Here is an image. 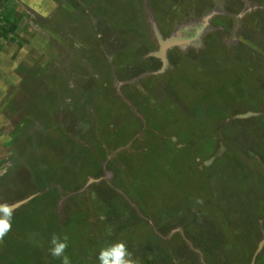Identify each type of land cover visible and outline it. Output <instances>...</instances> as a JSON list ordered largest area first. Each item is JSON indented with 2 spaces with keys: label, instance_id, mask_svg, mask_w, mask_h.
Here are the masks:
<instances>
[{
  "label": "rangeland",
  "instance_id": "374dc122",
  "mask_svg": "<svg viewBox=\"0 0 264 264\" xmlns=\"http://www.w3.org/2000/svg\"><path fill=\"white\" fill-rule=\"evenodd\" d=\"M69 1H71L70 6L72 9L75 8L76 5L81 4L79 8H83L85 13H80L81 10L73 11L70 9ZM107 1L103 2L100 0L97 6L91 2L90 7L87 9L83 5L82 0H66L64 7L69 9H66L67 11L63 9L64 14L57 17H55L56 15H52L51 18H46L40 22V26H44L46 30L49 31L45 34H36L33 32L31 26L36 20H33L32 17L26 18L27 26L24 29V33H18V31L10 34L8 37V35L0 29V204L7 203L8 205H12L30 196H35L29 203L13 211L11 231L8 232L3 241L0 242V252L5 253L3 263L1 262L2 257L0 256V264H11L16 261L13 255L23 253L20 252V244L24 243L23 240H27V242L31 240L32 243L30 246L35 245L34 247L39 249L38 252L35 251L32 254L37 257L41 256V259H39L40 261L46 263L53 261V257L49 254L48 244H45L42 239L40 240L43 220L49 217V214H46V209H48V207H46L43 200L39 198L44 192L40 189L42 184L54 183L53 179H49L50 174L52 176L58 175L59 177L60 185L56 183L54 185L59 187H61V185L73 187L72 183L81 184L80 188L75 189V191H77V193L88 192V196L90 192H92L88 190V186L94 184L93 182L87 185L89 179L100 180L94 185V187L100 188L106 186V183L111 185L110 181H115L118 185V181L121 179V175L118 173L116 179H113L114 175H111L101 179L92 176L86 178L85 176L86 179L84 178L85 180H81L80 176L83 175L81 172H79V174H73L72 172V176H70L68 172H65V167L58 169L53 163L54 159H51L46 152L47 148H45V144L48 139L45 137V134H50L51 130V128L48 131L45 130V125H47L46 121L40 125L36 124V121L33 125L32 122L33 130L30 133H28L29 131L24 132L19 130L20 126H24L26 122L30 123V121H32L33 117L37 114V108L42 109L43 112L48 110V107L41 103V101L47 97V92L49 93L48 95H50L53 94L51 92L55 90V94L52 96V102L54 105H59V107L53 109L54 113L52 116L54 120H61V124L64 127L62 129L63 131H55V133L60 134L54 138L62 139L64 138L63 133H67V135H65L68 137L66 144L68 145V149H71V145L69 144L73 142L88 149L90 148L89 141L92 139V132L94 133V131L89 129L93 121L91 122L87 116H81L80 119H78L68 111L69 101L75 95L77 98H80L77 106V110L79 111L83 109L85 101H92V94L94 92L103 91L104 101H107L108 97L112 95L110 108L116 109L120 107L122 111L120 112L121 116L118 115L117 119L111 120L112 124L117 123L122 116L125 118L124 114H127L129 119L128 122H130L132 116L138 119L139 122L144 120L145 113L142 111V108L143 106L146 107L147 99L152 98L151 96H153L158 103L163 101V94L167 97L170 96L168 97L170 101L174 100V102H177L176 104H170V106L173 107L177 105L180 107V105L184 103L186 97L181 99V101L175 99L178 96L179 98L182 97V92H184L183 89L186 88L178 85L176 78L173 79V64L170 63L166 55L167 64L162 68V62L157 57L159 49L157 44L158 35L156 33H159L162 39L179 38L190 40L188 44L179 47L176 46L172 49L176 48L178 51L175 52L180 56L189 57L191 68L197 67V69H202L200 73L196 71L195 73L197 77L201 78V84L205 82L204 80H210L207 89L210 93H208V95L212 97L218 96V92L215 90L214 86L216 83V76L210 72L213 68L206 64L205 57L208 56V53L211 54L212 51L214 52L210 47L217 46L215 39L219 42L221 41L226 49H236L243 47L242 44H239L238 41H240V39L237 37L244 36L246 39L240 42L246 45L249 44L255 53L251 54L250 57L254 60L257 55L258 57L260 55L261 59L258 62L264 63V0H239V3L229 2V0H214L212 5H207L206 3L203 4V7L201 5L203 9L200 13L202 14L200 18L197 17L194 19L184 17L183 20L178 19L175 22H170L166 27H162L161 24L159 25L154 22L156 20L152 15L151 7H148V3L143 0ZM118 2L119 4H121V2H123V4H129L128 8H132L135 13H146L148 16L147 19L146 17H142L141 19L144 26L143 29H145V33L153 39V43L156 44V49L153 51V48L146 54L147 58L154 59L152 61L154 64L152 63L148 70H145L146 67L142 65L139 66L140 68H137L136 75L133 79L134 82L136 81L135 86L134 82L130 85L129 82L121 80L116 75L117 69L122 65L123 61L119 62L120 65L115 64V67H112L110 70L108 69L107 72L109 75H106L105 69L102 68L98 70L86 69V66L80 62V59H77V57L83 54L82 51L80 52V49L84 47L81 46V43L79 45L78 41H80V37H77L76 32L73 37L72 34L69 33L74 29V24L72 23L74 21H79V24L82 22L84 24H86V22L90 24L97 23L98 17H91L90 15L92 4L98 7L96 9L103 13L106 9H112V11L120 10L121 8L117 5ZM106 3H109V5ZM20 4H23V1H21ZM33 6H36V10L40 12V0H37ZM232 11L237 12V14H232ZM122 12L123 14L125 13L124 11ZM24 13L25 12H18L16 9L14 10L15 15H20V21ZM197 13L198 12H196V15H198ZM86 14H89V18H85ZM178 14H180L179 11L175 10L174 15ZM46 15H49V13ZM101 24L105 27L103 23ZM68 26H72L73 29H68ZM201 27H203L200 32L201 34L195 36L196 31H199ZM51 31H53V34L50 33ZM119 36L114 42L123 40V37ZM205 42L208 43L206 44ZM208 49L211 50V52H209ZM229 51L230 49L228 51L224 49L226 54L230 53ZM131 55L133 57L135 56L140 62L145 61L144 59L140 60L143 57L142 53H134V55L131 53ZM212 57L216 56L214 55ZM150 61L151 60H148V62ZM145 62L148 63L147 61ZM192 73L194 72L192 71ZM251 73L254 76L248 78L246 75V78L241 80L239 92L241 96L246 97L247 101L250 103L255 97L258 98V104L255 103L254 106L248 109V111L256 109L258 113L256 114V112L253 111H240L233 117L235 123H237V121L240 122L235 125V128H237L235 130L238 131V135H240L239 138L242 140L239 147V153L241 154L237 160L232 159L230 150H228V152L222 156L221 160L216 161L213 155V153H217L215 151L216 146L211 141L212 135L208 134V136L203 138L194 139L190 146V150H194L192 157H194V153L195 157L192 161L193 172L189 173L199 176L202 175L200 184L193 185L192 182H189V176H187L181 180L173 179V182L171 180L168 182L163 181V186L160 182V188L152 186L156 194L160 195L159 200L144 198L140 203L138 202L136 204L125 197L127 202L124 201L134 208L133 213L139 218V222L143 220L140 222L142 224L150 223L154 225L152 216L146 217L143 211V207H146L152 202H158V209L155 212L157 214V219L160 217V219L157 220V222H161L158 224L159 226L172 223L181 218L184 220L187 219L189 224L187 229L185 228L186 225H176L165 236L158 233L160 236L159 239L166 241V244L162 242L163 245L157 244L156 238L149 243L141 242L140 239L136 238V241H133L132 244L125 245L128 251L132 253L133 258L138 256L135 252V248L141 247V249L144 250V255L152 257L141 260L146 264H203L202 258L200 259L199 256H202L201 254H203V251H206L212 245L207 240L213 239V243L215 240L218 241L222 246H225L224 249L229 246L230 250L224 251L229 256L228 260H231L233 264H238L240 262L241 264H251L257 247L254 248L251 245L252 243L245 239V237H238L237 231H231L235 228L236 223H228V221L233 220V218L228 216L231 215L236 218L238 210H240L243 205L248 206L249 210L254 211H258V209L264 205V162L261 164L258 161V157L264 154V147L252 145L249 139L245 137L242 125L254 123L256 128H254L253 125L252 127L255 132L264 125V104H260L264 99L259 96L261 93L264 94V75L261 77L256 71ZM55 79L57 80L55 81ZM206 84H208V82H206ZM58 92L59 95L55 96ZM59 96L62 97L61 103H57ZM239 99H241L240 96ZM156 107H158L156 109L157 112L164 109L161 104H156ZM96 108L98 109V107ZM99 109L100 111L107 110L102 107ZM150 109L152 108H147L145 112ZM218 111V116L223 119L226 118V114H224L223 111L219 109ZM181 116L185 117L183 112ZM213 116L216 118V114ZM240 116L241 118H238ZM225 129L222 132L227 133L230 131V127L227 130ZM114 133H116V130H114ZM97 134L99 135V133ZM113 134L110 137H113ZM139 136L142 138L143 130H140V134H138V139L140 140L141 138ZM169 136L171 135H160L162 139H167ZM221 139L222 137L218 136L219 142H221ZM171 140L173 143L177 142L176 137H172ZM107 141L109 142L108 138ZM91 142H96V139H94V142L92 139ZM100 142L102 143V148H105L106 145L103 144L105 141ZM228 142L225 141L224 144L226 145ZM60 145L59 143L57 146ZM132 146L136 149L135 151H133ZM161 147L160 145V148ZM177 148H181V145L177 146ZM227 148L230 149L231 147L229 146ZM86 149H81L79 153L86 152ZM123 150L129 151L130 154L138 152L134 145H126L122 148L117 147L106 157V162H104L105 160L100 161V167L106 169L108 161L115 158L116 155ZM157 151H159V148ZM204 153L206 155L204 158L199 157L200 154L204 155ZM140 159L141 156L135 161L139 162ZM150 159L151 161H155L154 158L150 157ZM86 160V156H81V159L79 158V161L76 162V169L77 167L81 169L80 162ZM157 160H159V162H156L158 163L157 165H171L165 157H160L158 155ZM177 161L180 160L178 159ZM209 161H211V163L206 166L205 163ZM188 165L187 163L186 167ZM248 171L251 172V175L243 176ZM256 171L258 174L255 173ZM192 179L195 180V177H192ZM76 187L77 186H75V188ZM145 187L149 189L147 185ZM197 187L204 188L203 191L200 192V196L195 194V189H197ZM49 188L50 187H48L45 192L49 190ZM68 194L62 196L64 198L60 197L57 201V211L53 210V213L50 212L55 216V219H60V206L63 208V202ZM71 195L72 194H70V197ZM96 195H98V193L95 194V196ZM105 196L109 198V195ZM38 198L41 201L38 200ZM34 199L38 201H34ZM93 200L96 199L94 198ZM108 200L109 204L114 203L116 205L118 212L122 215L121 218L126 217L123 211L129 212L130 209L125 205L119 209L117 203L114 202L112 198ZM198 200L202 201V203H197ZM87 207H90L89 203H87ZM89 213H91L90 210ZM226 217L231 219H226V222H224L223 219ZM34 221L36 224H34ZM112 221L114 222V228H116L117 231L119 230L118 233L123 234V232L126 231L122 224H127L129 221L127 217L122 220V222ZM93 223L96 224L95 220H93ZM217 223L218 229H216ZM254 224L257 225V227H254V231L262 235V231H264V229H262L264 224V213L262 216L255 218ZM108 229L111 230L112 227L109 226ZM127 229H129L128 226ZM191 232L196 237L193 238ZM139 234L140 233L136 231V235L139 236ZM232 235H234V238ZM177 236H179L183 242L182 247L178 246V243H176ZM31 237L36 240L30 239ZM208 237L209 239H207ZM196 240L205 243V245H202L203 251L200 249ZM121 241L122 239L118 242ZM136 243H139V246ZM234 244L236 250L233 253L234 250L231 252V248L232 246L234 247ZM13 247H16L14 251H12ZM263 250L262 248L260 254ZM208 252L206 251V253ZM250 253L252 255L247 262ZM259 255L256 257L254 264H256ZM91 260L94 259L92 258ZM96 260L97 264L100 263L98 258ZM221 263L222 262L218 261L214 264Z\"/></svg>",
  "mask_w": 264,
  "mask_h": 264
},
{
  "label": "trees",
  "instance_id": "16d2710c",
  "mask_svg": "<svg viewBox=\"0 0 264 264\" xmlns=\"http://www.w3.org/2000/svg\"><path fill=\"white\" fill-rule=\"evenodd\" d=\"M84 1V2H83ZM71 2V1H70ZM92 0H82L83 5L88 9L91 5ZM71 4V3H70ZM92 8V6H91ZM207 59V58H206ZM205 81V87L209 86L210 80H204ZM208 82V84H206ZM203 84V83H202ZM219 85V83H218ZM216 88V85H214ZM218 93L221 92V94H225L226 90H222L220 86H218ZM53 94L48 95L44 100H42L41 103L45 104L48 108L50 107V102L52 100ZM199 99V98H197ZM80 101V98H73V102L69 104L68 111L72 115L76 116H87L90 121H93V124L89 128L92 132V139L94 142V139H96V142L92 143V139L89 141L90 148L86 149L82 145H78L75 142L70 143L71 149H68L67 144V133H63L64 138H54L60 133H55L56 130L53 129L52 122L50 120H46L47 125H45V130H50V134H45V137H47V143L45 144V148H47V154L51 157L53 160V163L56 165L58 169H61L65 167V172H68V174L71 176L72 172L77 173V169L79 167L77 166V161H79V158L81 159V156H86L87 160L80 162L81 169H79L81 172L80 178L81 180H85L88 176H92L94 178L99 177L101 173L100 168V161H103L106 159V157L117 147H124L128 145L131 141H133L134 136L138 134L139 130L142 129L140 126V122L138 119H136L134 116H132V119L129 121L127 114L125 115V118L122 116L119 118L118 122L115 124L111 123V120L117 119V116L120 115L121 108L117 107L109 108L104 111H100L99 109L95 108L92 111V114H86L84 111V108L80 111L77 110L78 103ZM39 103V102H38ZM45 106V107H46ZM180 108V109H179ZM183 104L180 105V107H175V111L178 117V121H176L170 113L163 109L161 111H153V112H144L146 116V128L143 129V136L142 138L137 141V145H134L137 148L138 152H135L134 154H130L129 151L123 150L120 153L116 155L115 158H113L110 162V169L114 171V176L116 179L119 173L121 175L120 181H118V185L115 181H112V185L116 187L119 191L126 194L130 201L134 203H140L144 198L150 199V200H159L160 195L156 194V191L153 189L152 186L160 188V182L163 186L164 182L172 181L173 179H183L187 176L189 182H192L193 185L200 184L202 175H194L191 174L193 172V159L195 157L193 156V151L190 150V146L192 144L193 135H188L187 131L182 128L178 127L179 121L181 119V113L183 110ZM123 109V108H122ZM36 110V108H35ZM47 111V110H46ZM37 114L43 113L41 109L37 108ZM103 113V114H101ZM219 113V111H218ZM127 121V122H126ZM45 123V124H46ZM112 124V125H111ZM132 124V126H131ZM114 130H116V133H114ZM47 133V132H46ZM99 133V135L97 134ZM114 133V134H113ZM66 134V135H65ZM113 134V137H110ZM167 134L171 135L166 140L162 139L160 135L166 136ZM176 137L177 142L173 143L171 138ZM107 138L109 139V142L107 141ZM164 138V137H163ZM100 141H105L103 144L106 145L105 148H102V143ZM136 140L133 141L132 145L135 144ZM61 144L60 146H57L58 144ZM160 145L162 146L160 148ZM181 145V148H177V146ZM133 147V146H132ZM159 148V151L157 149ZM81 149H86V152L79 153ZM147 149V150H145ZM155 149V150H154ZM136 149L133 147V151ZM186 150V151H185ZM185 151V152H184ZM199 154V153H198ZM154 158L155 161H151L150 157ZM158 155L160 157H165L168 159V161L171 163V165H157ZM177 155V156H175ZM96 156V158H95ZM141 156V159L139 162H136L135 160H138ZM182 156V158H181ZM186 156V157H185ZM206 155H199V157L204 158ZM171 157V159H170ZM176 157V158H173ZM173 158V159H172ZM181 158V159H180ZM99 159V161H97ZM180 161H177V160ZM187 163L189 164L187 167ZM74 168V169H73ZM188 168V170H187ZM54 169V168H53ZM186 170V171H185ZM52 171V170H51ZM191 172V173H189ZM47 175V174H46ZM45 175V176H46ZM86 176V178H85ZM192 177H195V180L192 179ZM85 178V179H84ZM49 179H53L54 183L49 184H42L41 189L44 191L42 195L39 197L41 200H43L44 204L48 209H46V214H49L48 219L43 220V226H41V238L42 241L45 244H48V248L50 249L52 247L50 241L55 234L58 236L61 240H63L64 236L68 237L67 240V248L65 249V255L69 257V260L71 264H97L96 259L98 258L99 252L101 248L110 246L111 244L117 243L122 239L121 242L125 243V245H130L133 243V241H136V238L140 239L141 242H143L144 238L148 236L146 239H150V236L153 235L150 227L147 224H142L138 221V217L134 213H131L132 210H130L127 213H130V216L127 217L129 221L124 224V229L126 231L123 232V234L118 233L115 226L113 225L115 221H120L125 219L120 217V212H118V209L114 203L108 204L106 207H101L99 209V202H97L94 205H90L91 207V213L87 211H81L83 208V204L80 207H77L76 209L72 207V199H75V202H81V197L78 198H70V195L68 193L75 192V189L80 188V185L74 183L71 186L68 185H61V187H57L56 184L60 185L59 177L58 175L52 176L49 175ZM142 179V180H141ZM143 181V182H142ZM152 183V185H151ZM149 187L147 189L145 186ZM75 186H77L75 188ZM45 192V190L48 188ZM196 188V187H195ZM61 191H60V190ZM204 188H198L195 189V194L197 196H200V192L203 191ZM92 191H94L91 188ZM102 191L104 193H107L114 197L118 198V201L121 200V196L118 194H115L112 191L108 190V186H104ZM68 194L66 199L64 200V205L61 208V214L60 219H55V216L51 213L54 211H57L56 206H58L57 201L60 199V196H64ZM98 194H101L104 198L106 197V194H102L101 192H98ZM72 196V195H71ZM38 198V200H40ZM37 199H34V201H38ZM40 200V201H41ZM124 202H121V207H123ZM120 207V208H121ZM158 209V202H152L148 204L146 207H143L144 215L146 217L152 216L153 224L156 229V232L161 235H166L169 233V231L176 225H186L185 228H188V221L187 219H178L177 221H174L172 223H166L165 225L159 226L161 222H157V214L156 210ZM51 212V213H50ZM76 212V213H74ZM124 212V211H123ZM236 212V211H235ZM264 213V207L259 208L258 211L249 210L248 206L243 205L240 210H238L236 215V218L232 217L231 215L228 217L233 218V220L228 221L229 224L236 223L235 228H233L231 231L238 233V237H245L251 245L255 248L256 242L258 238L261 236L259 232L254 231V227H257V225L254 224V220L256 217L262 216ZM91 214V217L94 218L96 224H94L97 227V232H100L105 237L104 241L95 240L91 236L87 237V230L86 228L90 227V224H87L85 222V218H87V215ZM99 216H103L106 219L103 220H97V218H100ZM231 218H224L223 221L226 222V219ZM135 222V223H134ZM157 222V223H156ZM134 223V224H132ZM34 224L36 222L34 221ZM221 224V221H220ZM226 224V223H225ZM129 229H127V226ZM112 227V229H108V227ZM120 226V225H119ZM216 229H218V223L216 225ZM262 229H264V224L262 226ZM123 230V229H122ZM136 231H138L139 236L136 235ZM129 233V234H128ZM235 234V233H233ZM190 235V234H188ZM191 235L196 237L192 232ZM154 236V235H153ZM234 238V235H232ZM231 236V237H232ZM156 237V236H154ZM221 237V236H220ZM237 238V237H235ZM30 239L36 240L33 237ZM209 239V237L207 238ZM157 244L163 245L166 244V241H163L156 237ZM213 239L207 240L212 244L206 251L209 252L206 254V251H203V246L205 243L198 242L196 240L197 244H199L200 249L203 251L202 256H199L200 259L202 258L203 264H214L218 262L221 257L223 256L224 260L228 259V255L225 253L224 250H230L229 246H227L225 249V246H222L221 243H218V241L212 242ZM138 241V240H137ZM24 243L21 245V251L23 253H18L13 255L15 262H12L11 264H61V259L59 258H53V261L50 263H46L43 261H40V257H37L33 255V252H38L39 249L35 248L34 246H30L32 243L27 242V240H23ZM163 242V244H162ZM176 243L183 244L181 241V238L177 236ZM139 245V243H136ZM19 245V246H20ZM179 246V245H178ZM133 247V245H132ZM11 248V247H10ZM16 248V247H15ZM13 247L12 251L15 249ZM127 248V247H126ZM25 249V250H24ZM200 250V251H201ZM234 250V251H233ZM235 244L234 247L232 246L231 252H235ZM252 253V251H251ZM249 255V258L247 259V262L249 261L251 254ZM13 254V253H12ZM94 260H91V259ZM95 261V263H94ZM207 262V263H206ZM9 264V263H8ZM100 264V263H98ZM238 264H241L238 263ZM248 264V263H247ZM256 264H264V251L259 255V257L256 260Z\"/></svg>",
  "mask_w": 264,
  "mask_h": 264
},
{
  "label": "flooded vegetation",
  "instance_id": "af4514ba",
  "mask_svg": "<svg viewBox=\"0 0 264 264\" xmlns=\"http://www.w3.org/2000/svg\"><path fill=\"white\" fill-rule=\"evenodd\" d=\"M99 1L100 0H92V2L96 6ZM102 1L106 2L107 0H102ZM143 1L148 3V7H151L152 15L154 19L156 20L154 22L158 23L159 25L161 24L162 27H166V25H168L170 22H175L178 19L183 20L184 17H189V18H194V19L197 17L200 18V15H202L200 13L203 9L202 8L203 4L206 3L207 5H212V2H214V0H143ZM238 1L239 0L237 1L229 0V2L239 3ZM109 3L108 4L106 3V4L109 5ZM94 4H92L90 15L91 17L93 16L98 17V21L96 24H90L89 22H86V24H84L83 22L79 24L80 23L79 21H77L78 23L74 21L72 22L74 24V29L72 26L69 27L70 30L73 29V31L70 32V34H72V37L76 32L77 37H80V41H81V42L78 41L79 45L81 43L82 44L81 46H84L80 49V52L82 51L83 54H81L80 57H77V59H80V62L84 66H86V69L87 68L88 69L90 68V70H98L99 68L105 69L106 75H109L107 72L108 69L110 70L112 67H115V64L120 65L119 62L123 61L122 65L118 67L116 75L121 80H126L131 85L134 82L133 79H134V76L136 75L137 68L142 65L146 67L145 70H148L150 65L153 63L152 61L154 60L152 58H147L146 54L148 53V51H151L153 48H154L153 49L154 51L156 49V44L153 43L154 42L153 39H151L145 33V29H143L144 26L141 21L142 17H146L147 19L148 16L146 15V13H143V14H140L139 12L135 13L132 8H128L129 4L127 3L123 4V2H121V4H119V2L117 3V5H119V8H121L120 10L112 11V9H108V10L106 9L103 13L102 11L97 10L96 8L98 7L94 6ZM80 5H76V7L73 9L70 6V9H72L73 11L81 10L80 13H85V10L83 8H79ZM175 10H178L180 14L174 15ZM122 11H124L125 13L123 14ZM196 12H198L197 13L198 15H196ZM232 14L236 15L237 12L232 11ZM81 15H84V14H81ZM85 18H89V14L88 15L86 14ZM101 23H103L105 27ZM202 29L203 27H201L199 31H196L195 36L200 35L201 34L200 32L202 31ZM118 36L123 37V40L114 42L116 41V38ZM237 38L240 39V41L246 39V37L244 36H238ZM215 40H216L215 42L217 43V46L214 47L212 45L213 47H210L212 50H214V52L213 51L211 52V50L208 49V51L211 52V54L208 53V56L207 57L204 56V57L207 58L205 59L206 64L213 68V70L210 72L216 76L215 90L218 92V86H220L222 90H226L225 94H221V92H219L218 96L212 97L211 95H208L209 93L208 89L207 87L204 86L205 82L201 84L200 83L201 78L197 77V74L195 73V71L197 73L198 72L200 73L202 69L200 68L197 69V67L191 68V63L189 62L190 58L187 56L186 57L180 56L178 53L176 54L175 51H178L176 48L169 50L166 54L170 63H172L174 67L173 74H172V77H174L173 79L176 78L178 82L177 84L182 86L183 88H186V89H183L184 92H182V97L179 98L178 96L177 98H175L178 101L179 100L181 101V99L186 97L183 103V108H182L183 115L185 117H181L178 127L184 128L187 131L188 135H193L192 136L193 139H200L205 136H208V134L212 135L211 141L215 144L216 146L215 151L217 152V153H213L216 161L221 160L222 156H224L228 152V150H230L232 159L237 160L241 154L239 153V147H240V142H242V140H240L239 138L240 135H238V131L235 130L237 129L235 128V125L238 124L239 121L235 123V120L233 119V117L236 116L235 114H238L240 111L241 112L253 111V112H256V114L258 113L256 109H251L248 111V109H250L251 106H254L255 103L258 104V98L255 97L253 101L250 103L247 101L246 97L241 96V93L239 92L240 82L241 80H244L246 78V75L248 78H250L251 76H254L251 73L253 71H256L257 74L262 77L264 75V63L258 62L261 59L260 55L259 57L257 55V57L254 58L255 61L253 60L252 57H250L251 54H255V53L249 44L246 45L238 41L239 44L243 45V47L236 48V49L229 48L230 53L226 54L224 52V49L227 51L229 49H226L223 46L224 44L221 43V41L219 42L217 39ZM205 43L207 44L208 42H205ZM158 49H159V46H158ZM131 53H133V55L134 53L135 54L142 53L143 57L140 60L144 59L147 62L148 60H151V61L148 63H146L145 61L140 62L137 58H135V56L133 57ZM214 55L216 57H212ZM248 64H251V65H248ZM192 71L194 73H192ZM135 85H136V81L134 82V86ZM92 95H93L92 101L90 102L85 101V103L83 104L84 105L83 107L87 108V109L84 108V111L86 114L88 115L92 114V111L96 107H98V109L101 107L103 109H108L111 107L110 100L112 98V95L108 97L107 101H104L105 99H104L103 91H97V93L94 92ZM162 96H163L162 97L163 101H161V103H158L156 99L153 96H151L152 98L147 99V105L146 107L143 106L142 111L145 112L147 108H152L149 110V112L156 111V109L158 108L156 107V104L157 105L161 104L162 107L165 110H167L176 121H178V117L175 111V107H178V105L175 107L170 106V104L172 103L176 104L177 102H174V100L170 101L168 99V97L170 96L167 97L165 94H163ZM239 96L241 97V99H239ZM259 96L264 99V94L261 93ZM73 98H77L76 95L71 98V100L69 101V104L73 102ZM61 100H62V97L59 96L57 103H61L62 102ZM45 104H46V101H45ZM260 104L263 105L264 101ZM49 106L50 107L48 108L47 111L45 110L43 113L36 114L35 117H33L32 121H30V123L26 122L24 126L19 127V130L24 131V132L29 131L28 133H30L33 130V127L31 124L32 122H33V125L36 122H37L36 124L40 125V124H43L44 121L50 120L52 122L54 130L63 131L62 129L64 127L61 124V120L60 121L54 120L52 116V114L54 113L53 109L59 107V105H56V104L54 105L51 100ZM218 109L223 111L224 114H226V118L223 119L220 116H218ZM214 114H216V118H214L213 116ZM74 116L80 119L79 116H76V115ZM28 124H31V125H28ZM242 125L244 129L245 137L249 139V142L254 146L257 145V146L264 147V125L262 128L261 127L258 128L256 132L253 129V127L256 128L254 123H248V124H242ZM140 126L142 127L141 130L146 128V116L144 120L140 121ZM229 127H230L229 132L227 133L222 132L225 128H226L225 130H227ZM138 134H140V130ZM218 136L222 137L221 142L218 141ZM225 141L228 142L226 143V145L224 144ZM229 146L231 147L230 149L227 148ZM97 161H99V159H97ZM106 161L107 160H105L104 162ZM258 161L261 164L264 162V154L258 157ZM110 162H111V159L108 161V164H107L108 169H110V166H109ZM101 166H102V163H101ZM100 168H101V171L103 172L104 169L102 170V167ZM79 171L80 170L77 169V173H79ZM255 173L258 174L257 171ZM73 174H76V173L73 172ZM250 175H251V172L248 171L243 176H250ZM110 182H111V186L110 184L108 185V190L114 192L115 194L118 193L119 195H121L120 194L121 191H119L116 187L112 185V181ZM73 184L74 183H72V185ZM88 187H89L88 190H91L92 186L90 185ZM92 189L94 191L91 190L92 191L90 192L91 197L90 195L88 196V192L87 193L78 192L79 193L78 194L77 191H75L73 193H69V195L72 194L70 198L81 197V200L83 201V203L78 202V201L75 202V199H72V207L76 209L77 207H80L83 204V208L81 211L89 212L90 210V212H92L91 207H87V203H89L90 205L91 204L94 205L97 202H99L100 204L99 209L102 206L103 207L108 206L109 200L107 197L104 198L101 194H98L95 196L97 192H101L102 194H105L102 191L103 187L102 188L94 187L93 185ZM109 196L114 200L113 196L111 195ZM60 197L64 198L62 196ZM94 198L96 200H93ZM124 200H125L124 198H121V200L118 201V198L115 197V202L117 203V206L119 209L121 207V202H124V205L128 209L132 210L131 213H133L134 208H132L131 205L130 207L128 204H126L127 201L125 200L126 201L125 202ZM263 207L264 205L261 206V208ZM123 213H124V216L126 217L130 216V213H127V212H123ZM121 216L122 215L120 214V217ZM93 220L94 218L91 217V214L87 215V218H85V222H87V224H90V227L86 228L87 237L91 236L93 238V236H95L94 237L95 240L97 239L100 241H104L105 237L102 234H100V232L96 231L97 228L94 225ZM97 220H103V219H101L100 217V218H97ZM147 225L150 227L153 235L156 236L157 238H160V236L156 232L154 225H151L150 223ZM153 235L150 236V239H146L148 237L146 236L143 242L149 243L151 240H154L156 237H154ZM263 236H264V231H262V235L258 238L255 248L257 247L258 243L264 240ZM178 245L181 247L183 246V244H180V243H178ZM135 252L136 254H138V256L133 259L137 260V264H141V263L146 264L144 261H141L149 257L143 254L144 250H142L141 247L137 249L135 248ZM4 255H5L4 252H0V256L2 257V261H1L2 263L4 260ZM203 255L205 256V254ZM149 258H152V257H149ZM219 261L222 262L221 264H233L231 260H228V259L224 260L223 256L221 257Z\"/></svg>",
  "mask_w": 264,
  "mask_h": 264
},
{
  "label": "crops",
  "instance_id": "0c3cea01",
  "mask_svg": "<svg viewBox=\"0 0 264 264\" xmlns=\"http://www.w3.org/2000/svg\"><path fill=\"white\" fill-rule=\"evenodd\" d=\"M21 1H23V4H20ZM25 1H27V2H25ZM65 1L64 0H40L41 10H40V12H38L36 10V6H33V4H35L37 2V0H0V29L2 30V32L7 34L8 37L10 36V34H13V33L18 32V31H19L18 33H22V32L24 33L25 32L24 29L27 26L26 25V22H27L26 18L32 17L33 20H36V22H33V25L31 26V28L33 29V32L36 34L48 33L49 31L46 30V28L44 26H40V22L46 18H51L52 15L53 16L56 15L55 17H57L59 15L64 14V10L69 9V8L64 7ZM24 2H25V4H24ZM69 3H70V1H69ZM70 5L71 4H69V7H70ZM15 9L18 12H25L23 14V17L21 18L22 19L21 21L19 20L20 15L14 14ZM47 13H49V15H46ZM69 27L70 26H68V29H69ZM54 30H55V26H54ZM50 33L53 34V31H51ZM56 80L57 79H55V81ZM51 93L55 94V90L52 91ZM48 94L49 93L47 92V95ZM56 95H59V92L56 93ZM42 112H43V110H42ZM134 140H136V142L133 145L139 144V143H137V141H139L137 134L134 136L133 141ZM133 141L130 142L128 145H132ZM111 175H114V171L112 169H104L103 172L101 171L99 177H97V178L98 179L106 178V177H109ZM96 183H94L93 185H96ZM93 185H92V187H93ZM108 185L109 184L106 183V186H108ZM105 194L109 195L107 193H105ZM120 194L122 195V196L120 195L122 198L125 199V197H126L129 200V197L126 194H124L123 192H120ZM110 198L111 197L109 196L108 199H110Z\"/></svg>",
  "mask_w": 264,
  "mask_h": 264
},
{
  "label": "clouds",
  "instance_id": "9594fccd",
  "mask_svg": "<svg viewBox=\"0 0 264 264\" xmlns=\"http://www.w3.org/2000/svg\"><path fill=\"white\" fill-rule=\"evenodd\" d=\"M197 203H202V201L198 200ZM12 213L13 208L10 205L7 203L0 204V242L11 231ZM101 219L106 218L102 216ZM67 240V236H64L61 240L54 234L50 241L52 247L49 249V254L53 258L61 259V264H71L69 257L65 255V249L68 246ZM98 260L100 264H137V260L133 259L132 253L128 251L123 242H117L102 248Z\"/></svg>",
  "mask_w": 264,
  "mask_h": 264
},
{
  "label": "water",
  "instance_id": "95a60500",
  "mask_svg": "<svg viewBox=\"0 0 264 264\" xmlns=\"http://www.w3.org/2000/svg\"><path fill=\"white\" fill-rule=\"evenodd\" d=\"M156 34L158 35L157 36V42H158V46H159V51H158V56L157 57L161 60V62H162V68H164V66H166V64H167V60H166L167 51L170 50V49H172L173 47H176V46L179 47V46L186 45V44H188L190 42V40H184V39H179V38H165V39H162L161 36L159 35V33H156ZM238 118H241V116L238 117ZM210 163H211V161L206 162L205 165L207 166ZM99 181L100 180H92V179H89L87 185H90L93 182L96 183V182H99ZM34 197L35 196H30V197H28L26 199H23V200H21V201H19L17 203H14V204H12L10 206L13 208V211H15L18 208H20V207L24 206L25 204L29 203ZM263 246H264V240L261 241L258 244L257 249L254 252V255H253V259L251 261V264H254L255 263V259L260 254Z\"/></svg>",
  "mask_w": 264,
  "mask_h": 264
}]
</instances>
